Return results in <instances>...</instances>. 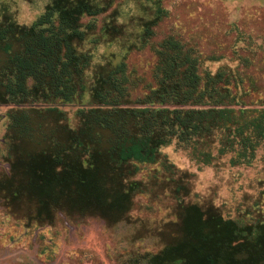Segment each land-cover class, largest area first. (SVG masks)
<instances>
[{"label":"trees","instance_id":"trees-1","mask_svg":"<svg viewBox=\"0 0 264 264\" xmlns=\"http://www.w3.org/2000/svg\"><path fill=\"white\" fill-rule=\"evenodd\" d=\"M104 10L99 0H51L30 25L0 20V102L19 105L8 112L6 135L13 183L2 187L47 213L75 209L77 201H68L75 195L76 213L115 223L140 191L128 180L133 162H156L175 137L204 164L215 156V140L217 154L235 151L232 164L248 163L264 142V107H234L228 75L201 74L198 57L168 36L156 49L155 86L136 96L135 106L126 105L139 86L126 64L101 66L91 99L103 106L79 108L77 127L69 126L64 111L36 104L82 97L90 56L80 49L87 34L81 19ZM154 23L144 22L145 36ZM178 218L169 243L140 264H264L263 223L239 224L195 204Z\"/></svg>","mask_w":264,"mask_h":264},{"label":"rangeland","instance_id":"rangeland-1","mask_svg":"<svg viewBox=\"0 0 264 264\" xmlns=\"http://www.w3.org/2000/svg\"><path fill=\"white\" fill-rule=\"evenodd\" d=\"M49 2L0 0V20L30 25ZM99 3L105 8L102 13L81 19L87 34L80 49L90 56L82 97L37 106L55 105L65 112L69 126L77 127L79 108L103 106L91 99L98 69L119 62L126 64L139 85L126 104L135 106L136 96L155 86L159 42L172 36L198 57L201 74L221 69L228 75L234 107H264V0ZM149 20L155 23L147 37L144 22ZM17 107L0 102V264H140L144 255L157 253L169 243L178 214L192 204L211 207L239 224H264V142L250 162L232 164L236 152L217 154L215 140L211 145L215 156L204 164L191 157L190 144L175 137L160 147L156 162H133L136 170L128 180L140 191L132 194L130 208L117 222L97 213H76L80 201L75 195L68 197L74 204L77 201L76 208L69 204L75 208L71 213L66 209L47 213L45 208L40 212L34 199L22 194L16 199L2 187L6 181L13 183L6 135L8 112Z\"/></svg>","mask_w":264,"mask_h":264}]
</instances>
